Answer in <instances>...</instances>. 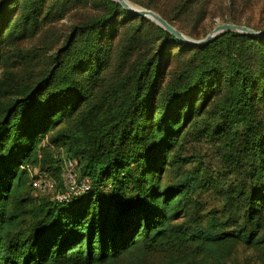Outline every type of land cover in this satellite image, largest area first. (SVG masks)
Segmentation results:
<instances>
[{
    "label": "trees",
    "instance_id": "16d2710c",
    "mask_svg": "<svg viewBox=\"0 0 264 264\" xmlns=\"http://www.w3.org/2000/svg\"><path fill=\"white\" fill-rule=\"evenodd\" d=\"M44 1L0 0V57L46 19ZM57 1H94L96 14L70 30L33 85H9L0 100V264H238L240 244L264 264V186L239 188L241 222L230 225L215 210L179 221L198 172L160 179L178 162L171 152L183 131L206 119L202 131L226 136L255 185L264 180V36L224 32L193 46L113 0ZM193 1L177 0L174 13ZM139 40L151 50L128 62L125 48ZM48 133L62 157H40ZM66 158L92 191L70 202L33 196L23 166L60 183Z\"/></svg>",
    "mask_w": 264,
    "mask_h": 264
},
{
    "label": "rangeland",
    "instance_id": "374dc122",
    "mask_svg": "<svg viewBox=\"0 0 264 264\" xmlns=\"http://www.w3.org/2000/svg\"><path fill=\"white\" fill-rule=\"evenodd\" d=\"M51 1L54 0L44 1L48 15L29 36L13 46L1 48L0 100L13 93L9 85H33L56 63V58L62 57L63 43L70 36V30L77 23L96 14L95 6L90 3L94 1L75 7L70 6V3L62 5L57 0L51 4ZM128 1L157 14V11L162 10L171 13L174 24L184 35L191 36L190 38L194 40L204 38L210 30L221 23L239 24L264 32V0H194L178 13H174L173 10L177 0ZM121 35L119 32L117 39H120ZM150 50L148 41L139 40L126 46L124 58L129 62ZM186 58L187 56H184V60ZM207 123L206 119H198L192 127L183 131L171 152L178 162L168 165L160 179L162 183H172L181 174L198 172L202 184L191 195V203L179 221L194 219L204 221L207 213L215 210L222 221L232 225L236 220L241 222L239 217L243 208L242 195L238 198L236 192L239 188L247 192L254 187L264 186V180L255 185L254 179L250 178L249 164L237 157V154L228 151L225 144L226 136L202 131ZM49 136L50 133L41 137L40 146L43 149L40 157L42 153H45L47 160L62 157L65 154L64 148L51 143ZM261 253L240 244L235 249L232 262L257 264Z\"/></svg>",
    "mask_w": 264,
    "mask_h": 264
},
{
    "label": "built area",
    "instance_id": "2783aa9c",
    "mask_svg": "<svg viewBox=\"0 0 264 264\" xmlns=\"http://www.w3.org/2000/svg\"><path fill=\"white\" fill-rule=\"evenodd\" d=\"M29 178L32 195L46 197L58 202H70L71 200L88 195L92 186L87 178L78 175L75 160L66 158L61 165L60 183L48 172L41 171L38 167L26 164L23 166ZM109 186L101 187L105 192Z\"/></svg>",
    "mask_w": 264,
    "mask_h": 264
},
{
    "label": "water",
    "instance_id": "95a60500",
    "mask_svg": "<svg viewBox=\"0 0 264 264\" xmlns=\"http://www.w3.org/2000/svg\"><path fill=\"white\" fill-rule=\"evenodd\" d=\"M120 4L126 11L132 12L135 15L145 17L164 30L168 31L170 34L178 38L180 41L191 44L193 46H200L203 44H207L211 42L215 37L224 33V32H239L243 34H249L253 36H264V32L256 31L249 27L239 25V24H232V23H221L216 25L212 30H210L206 36L199 40H194L181 32H179L176 28L172 27L169 23H167L160 15L155 13L152 10L144 9L141 7H137L136 5L132 4L128 0H113Z\"/></svg>",
    "mask_w": 264,
    "mask_h": 264
}]
</instances>
